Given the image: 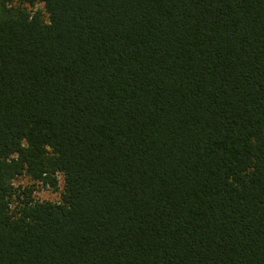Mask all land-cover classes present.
<instances>
[{"label": "trees", "instance_id": "obj_1", "mask_svg": "<svg viewBox=\"0 0 264 264\" xmlns=\"http://www.w3.org/2000/svg\"><path fill=\"white\" fill-rule=\"evenodd\" d=\"M0 264H264V0H0Z\"/></svg>", "mask_w": 264, "mask_h": 264}, {"label": "rangeland", "instance_id": "obj_2", "mask_svg": "<svg viewBox=\"0 0 264 264\" xmlns=\"http://www.w3.org/2000/svg\"><path fill=\"white\" fill-rule=\"evenodd\" d=\"M28 183L27 178L20 177L15 181V184H25ZM63 188V179L59 177V189L57 191H52L51 189H47L42 185H37L36 191L34 192V196L38 199H50V200H59L61 196V190Z\"/></svg>", "mask_w": 264, "mask_h": 264}]
</instances>
